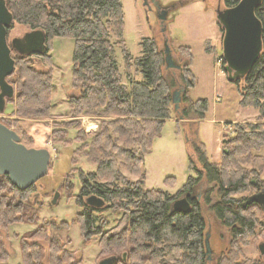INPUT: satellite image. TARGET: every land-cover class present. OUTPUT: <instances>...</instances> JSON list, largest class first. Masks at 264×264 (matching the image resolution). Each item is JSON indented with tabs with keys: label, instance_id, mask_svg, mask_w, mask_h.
Masks as SVG:
<instances>
[{
	"label": "trees",
	"instance_id": "trees-1",
	"mask_svg": "<svg viewBox=\"0 0 264 264\" xmlns=\"http://www.w3.org/2000/svg\"><path fill=\"white\" fill-rule=\"evenodd\" d=\"M6 2L15 21L47 33L49 46L48 53L43 55H15L16 76L8 80L17 88L16 99L11 101L17 116L32 119L51 116L55 84L50 43L55 37H69L75 41L73 87L80 91L70 98V111L75 118H100L99 129L89 140L81 124L71 120L60 133L68 135L69 128L76 125L77 136L67 139L85 143L83 154L97 167L94 172L81 170L79 173L81 189L77 204L83 209L77 219L85 240L100 236L103 257L117 256L114 264H212L214 249L211 246L212 253L207 252L206 240L210 235L211 242V232L205 208L230 230L234 240L232 246L240 239L245 244L248 238L259 233V228H264L256 213L263 208L258 203L245 206L249 197L242 195L252 186L264 187V183L249 180V175L257 171V164L264 166L263 157L253 154L264 147V0L256 9L263 23L262 53L247 76L235 82L240 90V104L257 109L259 118L254 123L236 126V134L228 142L232 149H224L225 156L220 162L209 158L200 141L188 139L192 151L191 169L196 171V176L190 175L176 195L146 187L145 160L168 119L200 122L207 117L208 99L194 100L190 96L196 86V77L191 68L189 47H177L182 57L188 55L189 62L178 69L183 87L181 103L186 106L180 104L176 109L173 93L181 88H175L173 78L169 81L165 77V51L157 40L143 39L142 56L136 59L128 51L122 0ZM239 2L224 0L226 7ZM220 29L224 32L221 25ZM207 44V51H212L211 44ZM117 48L124 53L129 83H125L120 71ZM33 56L42 58L48 69L34 66ZM221 58L225 66L224 57ZM120 158L124 159L122 163ZM195 159L200 164L198 168H193ZM248 164L255 166L247 169ZM120 166H125L136 180L126 178ZM107 175L110 177L102 180ZM36 186L35 183L20 190L9 176L0 175V264H8L11 255L3 240V231L12 224L36 222L39 218L42 204L31 198L37 192ZM186 194L191 210L174 211V201ZM90 195L103 198L106 206L101 209L89 206L86 198ZM108 209L116 211L120 218L114 227L105 231L109 221L103 218L102 212ZM51 226L53 230L63 227L55 223ZM41 241H48V247L45 248ZM70 243V238L63 242L48 226L40 224L22 238L21 264H83V257L68 248ZM239 245L241 250L242 242Z\"/></svg>",
	"mask_w": 264,
	"mask_h": 264
},
{
	"label": "rangeland",
	"instance_id": "rangeland-1",
	"mask_svg": "<svg viewBox=\"0 0 264 264\" xmlns=\"http://www.w3.org/2000/svg\"><path fill=\"white\" fill-rule=\"evenodd\" d=\"M122 3L125 12L124 37L131 56L134 59L141 57L142 40L155 38L164 51L167 42L174 62L182 67L189 62V59L186 54L182 57L177 47H189L192 57L191 68L196 77V86L191 90L190 96L194 100L209 101L207 117L200 122L180 118L168 119L164 123L161 135L153 141L151 152L146 155V187L162 189L176 195L187 183L190 175L196 176V171L191 169L192 151L188 139L200 141L204 144L209 158L220 162L225 156L224 149H232V145L228 142L235 136L236 126L256 122L259 111L240 104L239 86L229 81L224 70L225 66L221 58L224 32L221 31L217 19V9L226 7L224 0H122ZM174 4L176 6L168 13L165 23H162L159 17L160 7ZM31 30L30 26L15 21L9 30V41L15 37H22ZM207 43L213 47L212 51H207ZM50 46L55 84L51 116L33 119L19 117L15 114L16 107L11 101L7 104L6 111L0 115L2 122L14 129L20 135L21 141L27 143L25 145L47 148L52 156L48 174L36 182L37 192L31 195L34 202L42 204L39 218L36 222L12 224L3 231V240L11 254L8 264L22 263V238L40 224L48 226L49 231L56 233L63 242H67L70 238L71 243L68 248L83 257V264H99L106 258L100 254V236L93 237L90 241L85 240L77 219L78 213L83 209L77 204V195L81 189L79 173L81 170L87 173L94 172L97 167L84 156L85 146L82 145L85 143L75 141L70 143L67 139L69 137L72 140L77 136L76 125L70 126L72 128H69L68 135L67 133L61 135L60 132L67 122L73 120L81 124L84 134H89L86 138L91 140L93 130L99 129L100 118L91 116L75 118L70 111L69 100L80 91L73 87L74 39L55 37ZM116 57L125 83H129L126 78V61L121 48L116 49ZM32 62L39 69H48L42 58L33 56ZM163 70L169 81L172 78L176 81V89L183 88L179 78L180 70L168 68L167 64ZM14 74L9 77L10 81L16 76ZM135 77L142 79L140 75ZM15 89L17 94L16 86ZM180 97L182 102V93ZM181 104L186 106L185 103ZM76 150L79 152L77 153ZM253 154H258L264 159V147L259 151H253ZM122 161L124 159L120 158L119 162ZM254 166L248 164L247 169ZM120 167L121 173L126 178L136 180L125 166ZM194 167H200L196 159L193 163ZM255 168L257 171L249 175V180L264 183L263 164H257ZM109 177L107 175L102 180H107ZM260 190V186H252L242 195L250 197ZM57 192L60 195L56 203H53ZM204 213L211 232V246L214 249L212 264H264V256L259 250V245L264 242V228H259V233L248 238L245 244L244 240L240 239L235 246H232L234 240L230 230L223 227L207 208L204 209ZM256 213L260 222L264 223V211H256ZM102 214L103 218L109 221L104 227L105 231L114 227L117 219L120 218V215L112 209L105 210ZM51 223L63 227L53 230ZM41 242L45 248L48 247V241Z\"/></svg>",
	"mask_w": 264,
	"mask_h": 264
},
{
	"label": "water",
	"instance_id": "water-1",
	"mask_svg": "<svg viewBox=\"0 0 264 264\" xmlns=\"http://www.w3.org/2000/svg\"><path fill=\"white\" fill-rule=\"evenodd\" d=\"M261 4L262 0H240L235 6L217 9L218 22L224 29L223 57L226 62L224 70L230 82L244 79L262 53L263 23L256 14V9ZM168 8L169 6L160 7L159 17L162 23H165L170 12ZM14 22V15L6 0H0V115L17 95L15 86L8 80L16 72V59L13 53L19 56L43 55L49 50L47 33L42 29H32L22 37H15L9 41V30ZM165 47L167 67L181 68L174 62L167 42ZM182 92L183 88L173 93L176 109L180 107ZM51 159L49 149L25 145L20 135L4 124L0 116V175L9 176L11 182L20 190H26L47 175ZM59 195V192L55 194L53 203H56ZM86 203L98 209L104 208L107 204L97 195L88 196ZM251 203H258L264 210V188L251 195L244 205ZM172 207L174 211L188 212L192 205L188 195H185L177 198ZM206 245L207 252L211 254L210 235L207 237ZM259 250L264 256V242L259 245ZM209 259H212V256H209ZM116 260L117 256H110L102 259L99 264H114Z\"/></svg>",
	"mask_w": 264,
	"mask_h": 264
},
{
	"label": "flooded vegetation",
	"instance_id": "flooded-vegetation-1",
	"mask_svg": "<svg viewBox=\"0 0 264 264\" xmlns=\"http://www.w3.org/2000/svg\"><path fill=\"white\" fill-rule=\"evenodd\" d=\"M172 9H174L171 5H169V8L168 10L171 11ZM258 186H260V189L264 188L262 185L258 184ZM188 195V194H186ZM185 196V195H182V197ZM189 196V195H188Z\"/></svg>",
	"mask_w": 264,
	"mask_h": 264
},
{
	"label": "crops",
	"instance_id": "crops-1",
	"mask_svg": "<svg viewBox=\"0 0 264 264\" xmlns=\"http://www.w3.org/2000/svg\"><path fill=\"white\" fill-rule=\"evenodd\" d=\"M221 41H222V33H221ZM135 76V75H134ZM90 118V117H89ZM96 127H98V125H95ZM97 130H93V132H96Z\"/></svg>",
	"mask_w": 264,
	"mask_h": 264
}]
</instances>
